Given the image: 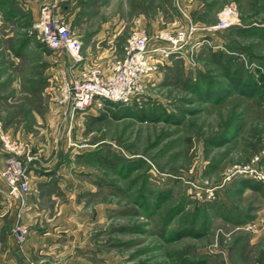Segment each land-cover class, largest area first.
<instances>
[{
	"label": "rangeland",
	"instance_id": "rangeland-1",
	"mask_svg": "<svg viewBox=\"0 0 264 264\" xmlns=\"http://www.w3.org/2000/svg\"><path fill=\"white\" fill-rule=\"evenodd\" d=\"M47 1L0 0V121L34 165L67 164L62 187L15 198L19 244V226L59 224L68 264H264V0H61L80 61L41 41ZM221 22L220 47L162 62L129 104L90 106L69 135L55 109L69 72L108 74L136 31Z\"/></svg>",
	"mask_w": 264,
	"mask_h": 264
},
{
	"label": "built area",
	"instance_id": "built-area-1",
	"mask_svg": "<svg viewBox=\"0 0 264 264\" xmlns=\"http://www.w3.org/2000/svg\"><path fill=\"white\" fill-rule=\"evenodd\" d=\"M60 2L49 0L42 4L36 24L39 37L50 48L65 49L76 61H80V42L73 36L70 24L61 18ZM228 25L224 22L210 27L190 25L186 30L176 33L162 31L155 36H149L143 30L136 31L128 40L125 57L113 62L109 75L98 67L87 69L79 75L69 72L61 83L57 101L64 107L65 114L72 118L95 104H129L141 92L144 77L155 73L162 62L174 56L190 59V53L203 45L220 47V44L215 46L217 42L212 35ZM255 65L249 66L255 68ZM0 145L6 156L2 175L8 185L9 196L24 200L31 192V171L37 158L30 145L17 142L5 133L2 121ZM239 172L251 171L244 168ZM16 231L23 241L26 237L25 229L19 226Z\"/></svg>",
	"mask_w": 264,
	"mask_h": 264
},
{
	"label": "crops",
	"instance_id": "crops-1",
	"mask_svg": "<svg viewBox=\"0 0 264 264\" xmlns=\"http://www.w3.org/2000/svg\"><path fill=\"white\" fill-rule=\"evenodd\" d=\"M67 2L68 0H66V3ZM111 28H113V26ZM57 91L58 92L56 94V99L59 95V90ZM56 103H57L55 104L56 111L59 113V115L62 116V118H64L63 117L64 107L60 103L58 102ZM83 113L87 114L90 113V111L89 112L86 111ZM75 117L76 116H74V118ZM74 118L71 120L69 118L64 119L67 122L68 127H69V123L75 120ZM5 129L7 133L10 135V137L16 139L13 133H11L6 127ZM72 130L73 129L70 126L68 129L69 135L71 134ZM32 140L31 143L33 145H36L41 139L34 137ZM70 155L72 156L73 154L71 153ZM65 163L66 161H62V163H59L56 166H52L49 168H42L39 165H34L31 171V183H33L34 181H37L39 184L41 183L45 185L49 183H53V184L56 183L58 187H62L63 177H65L63 173L66 171L67 168L66 167L67 164ZM5 166H6V156H5V152L1 149L0 150V244H1L0 264H30V261L32 259L38 260L37 262L39 264H68V262L71 259L68 257L65 258V256H63L65 255L64 252L60 253L59 255L57 250L60 247L59 245H61L60 244L61 242L60 241L58 242V239L56 237L59 234L62 235L64 232V229L59 224L56 229L48 230V232L45 234V236L48 235L49 238H45V236L39 233H35L34 235L30 233L28 236H26L27 239L26 242H23L25 244H19L16 238V234L12 233L10 229V225H12L14 221V217H16L17 208H15V205L17 201L15 200V197L12 198L9 196V188L2 175ZM36 177H38L39 181L35 179ZM23 214H25V210H23ZM5 226H8V228H4ZM66 233H71V232L67 231ZM73 233L70 235L73 237H77L75 233L74 234Z\"/></svg>",
	"mask_w": 264,
	"mask_h": 264
},
{
	"label": "trees",
	"instance_id": "trees-1",
	"mask_svg": "<svg viewBox=\"0 0 264 264\" xmlns=\"http://www.w3.org/2000/svg\"><path fill=\"white\" fill-rule=\"evenodd\" d=\"M221 32H222V31H221ZM219 33H220V32H219ZM219 38H220V37H219ZM215 40L218 41V42H222V41H221L222 39H221V40L218 39V35H217V37H215ZM204 46H205V45H203L202 47H204ZM205 47H207V46H205ZM221 49H222V48H221ZM238 87H239V86H238Z\"/></svg>",
	"mask_w": 264,
	"mask_h": 264
}]
</instances>
